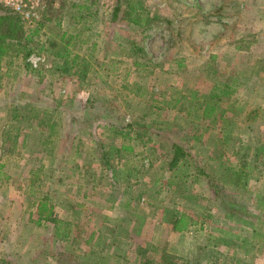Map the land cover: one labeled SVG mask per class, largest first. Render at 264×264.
<instances>
[{
  "label": "rangeland",
  "instance_id": "obj_1",
  "mask_svg": "<svg viewBox=\"0 0 264 264\" xmlns=\"http://www.w3.org/2000/svg\"><path fill=\"white\" fill-rule=\"evenodd\" d=\"M116 2L145 20L112 22ZM47 6L25 30L90 67L0 54V264H264V0ZM29 110L55 117L46 147Z\"/></svg>",
  "mask_w": 264,
  "mask_h": 264
},
{
  "label": "trees",
  "instance_id": "obj_2",
  "mask_svg": "<svg viewBox=\"0 0 264 264\" xmlns=\"http://www.w3.org/2000/svg\"><path fill=\"white\" fill-rule=\"evenodd\" d=\"M49 1L50 0H48L47 5ZM46 11L47 8L45 12ZM45 12L42 14L40 20L36 23L41 21ZM110 20L112 22L129 21L134 25H139V21H143L145 19L142 20L139 17L138 13L132 8V5L129 2H126L124 7H122L119 2H116L111 10ZM26 27V22L0 5V54L7 56L8 64H11L13 61L20 60L23 68L31 72H36L37 70L31 69L30 65L25 63L24 61L33 52L38 53L43 51L51 56V58L53 59L51 61V66H53L54 70L58 71V73H60L61 75L73 76L78 80H82L85 78L90 67L89 59L79 56L76 53H71L67 48L69 42L67 39L65 43L63 40L58 44L55 42V39L51 35H49L44 39L43 42L39 41L38 39L34 41V35H29L28 30H25ZM25 113L30 117V119L37 121V125L35 128L38 129L40 133H42V135H40L39 145L41 147H46L45 137H42L44 134L43 130L48 131L46 136H51V134H53V130L56 125V122L54 121L55 117H53L52 121L51 115H46V112H33L29 110L25 111ZM20 114V109H14L13 116L15 118H18ZM129 125L130 124H127L123 127L127 128L129 127ZM110 128L113 129L112 126ZM189 158H191V155L185 148H183L179 144L170 143V158L166 164L167 170L172 172L174 167L188 166L189 160L187 159ZM193 166L196 170V174L193 177L197 178L198 176H202V178L206 179V182L212 194L215 198H218L221 193L217 189L215 180L210 176V174L204 171L202 166H199L195 163L193 164ZM228 212L230 214L237 213L233 209H229ZM48 220L53 223H58V221L54 219L49 218ZM55 235L60 236V233H56ZM66 236V233H63V235H61L60 237L63 238Z\"/></svg>",
  "mask_w": 264,
  "mask_h": 264
},
{
  "label": "built area",
  "instance_id": "obj_3",
  "mask_svg": "<svg viewBox=\"0 0 264 264\" xmlns=\"http://www.w3.org/2000/svg\"><path fill=\"white\" fill-rule=\"evenodd\" d=\"M47 2L48 0H0V5L27 24H35L45 12Z\"/></svg>",
  "mask_w": 264,
  "mask_h": 264
}]
</instances>
